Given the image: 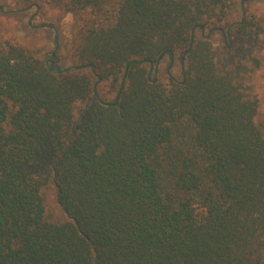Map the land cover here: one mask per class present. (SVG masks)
<instances>
[{"label": "trees", "instance_id": "trees-1", "mask_svg": "<svg viewBox=\"0 0 264 264\" xmlns=\"http://www.w3.org/2000/svg\"><path fill=\"white\" fill-rule=\"evenodd\" d=\"M248 1L69 0L71 67L0 44V264H264Z\"/></svg>", "mask_w": 264, "mask_h": 264}, {"label": "rangeland", "instance_id": "rangeland-1", "mask_svg": "<svg viewBox=\"0 0 264 264\" xmlns=\"http://www.w3.org/2000/svg\"><path fill=\"white\" fill-rule=\"evenodd\" d=\"M245 15L252 18L261 27L263 33L253 46V56L258 58V66L244 75L250 93L258 98V119L264 128V0L248 1L244 5ZM226 22L240 20L241 8L235 3L228 8ZM78 15L70 11L69 0H0V44L8 41L26 50L30 55L40 60H53L55 53L56 64L61 67L74 66L75 45L71 44L76 32L75 19ZM214 47L222 43L221 36L216 34L213 38ZM228 38H224L226 42ZM76 42V41H75ZM245 44V43H244ZM247 68L253 64L244 61ZM167 65L165 59L160 66V74ZM176 78H179L177 65L173 68ZM100 94L103 97H113L106 85L101 84ZM46 206L56 218H61V212L53 198L52 186L47 189Z\"/></svg>", "mask_w": 264, "mask_h": 264}]
</instances>
